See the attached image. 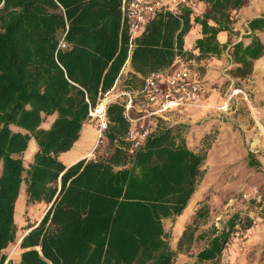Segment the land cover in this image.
Listing matches in <instances>:
<instances>
[{
  "label": "trees",
  "instance_id": "16d2710c",
  "mask_svg": "<svg viewBox=\"0 0 264 264\" xmlns=\"http://www.w3.org/2000/svg\"><path fill=\"white\" fill-rule=\"evenodd\" d=\"M198 1L197 13L158 12L131 48L123 0H0V264H175L200 237L205 246L197 260L218 264L232 235L253 226L237 211L221 228L212 224L196 236L210 223L204 202L173 249L165 224L184 213L204 180L216 138L205 134L190 148L184 125L171 124L173 114L134 125L118 99L108 105L93 157L70 167L60 159L79 142L93 121L90 110L115 89L128 61L132 72L120 90L138 91L146 76L170 70L178 58L194 76V64L228 51L237 81L232 90L243 88L264 57V13L248 20L239 40L231 13L249 0ZM195 26L200 36L188 48ZM223 32L237 40L221 44ZM143 128L150 133L136 146ZM32 141L37 149L26 165ZM248 163L261 165L252 153ZM23 187L27 207L47 210L19 235ZM18 242L19 262L8 261L5 250Z\"/></svg>",
  "mask_w": 264,
  "mask_h": 264
},
{
  "label": "rangeland",
  "instance_id": "374dc122",
  "mask_svg": "<svg viewBox=\"0 0 264 264\" xmlns=\"http://www.w3.org/2000/svg\"><path fill=\"white\" fill-rule=\"evenodd\" d=\"M251 1L231 13L233 32L240 34L239 40L246 33L248 20L264 13V1L254 4ZM193 30H197L196 39L200 35V27L195 26ZM227 35L226 43L231 38L230 34ZM259 36L264 43V33H259ZM231 39L237 40L233 36ZM194 66L197 68L195 77L204 89V105L173 114L171 124L184 125L182 130L189 147L193 149L199 146L205 134L215 132L216 138L204 166V180L184 213L175 223L169 221L165 224L170 243L177 250L178 240L186 225L192 222L193 216L205 202L210 207V223L201 226L196 236L207 231L212 224L221 228L227 218L237 211L253 219L250 229L232 235L218 264H264V57L256 63L253 75L240 82L243 88L238 90H232L237 81L229 74L233 65L228 51ZM236 91L238 94L234 93ZM225 104L227 108L223 109ZM89 124L98 131L95 133L98 137L96 120ZM34 144V141L30 143L25 155L26 165L31 160ZM249 153L260 162L259 167L249 166ZM18 203L21 208L16 221L18 234L21 235L22 227L27 222L39 220L47 207L44 204L27 207L24 187ZM204 246L205 241L200 237L188 253H179L175 264H212L197 260L196 256ZM22 252L19 242L5 250L8 261L14 263L19 262Z\"/></svg>",
  "mask_w": 264,
  "mask_h": 264
},
{
  "label": "built area",
  "instance_id": "2783aa9c",
  "mask_svg": "<svg viewBox=\"0 0 264 264\" xmlns=\"http://www.w3.org/2000/svg\"><path fill=\"white\" fill-rule=\"evenodd\" d=\"M199 7L198 0H123L122 19L123 24L130 31L131 48L147 22L158 12L181 14L187 10L197 13ZM61 47H65V45L62 44ZM173 67L166 72H156L146 76L143 79L142 88L138 91L110 92L101 99L97 107L90 110L92 120H96L98 123L99 139L108 126V105L118 99L126 101V115L134 125L143 120H148L152 116L167 118L168 114L181 112L183 109L191 107H199V101L204 94L201 83L195 75H191L188 65L181 59L178 58ZM234 93L236 94L238 91ZM136 104L140 105L137 112L142 114L132 118L131 112ZM227 104L223 106V109L227 108ZM149 133V128H143L135 141V145L138 146L143 142ZM136 136V131L133 129L131 137L135 139Z\"/></svg>",
  "mask_w": 264,
  "mask_h": 264
},
{
  "label": "crops",
  "instance_id": "0c3cea01",
  "mask_svg": "<svg viewBox=\"0 0 264 264\" xmlns=\"http://www.w3.org/2000/svg\"><path fill=\"white\" fill-rule=\"evenodd\" d=\"M261 1H264V0H252L251 3L254 4V3H257V2H261ZM253 4H251V5H253ZM240 12L243 13L242 10ZM196 32H197V30H193L190 33L189 38L187 40L188 48L192 45V42H194L195 35H196L195 33ZM227 37H228L227 33L226 32H223V33H221L219 35L218 39H219V41L221 43H226ZM173 69H174V67H173ZM130 72H132V68H131L130 61H128L127 64H126V66H125V68L123 69V71L121 73V77H120L119 81L117 82L115 89L112 92H114L117 88L119 89L118 91H121L120 90L121 85H122L123 81L125 79H127L128 74ZM171 72H172V70H171ZM236 94H238V93H236ZM204 99L205 98H204V94H203L202 97H201V99H200V101H199V104L200 105L197 108L203 107V105H204L203 103L205 102ZM230 101H231V98H230ZM225 112H228V111H225ZM95 133L97 134L98 131H96L90 124H88L85 127V130H84L83 135H82L81 139L79 140V142H77L75 144V146L73 147V149L70 152L62 155L61 158H60L61 161L63 162V164L66 167H70V166L74 165L75 163H77L78 161H80L82 159H90L91 157H93V152H94V150L96 148L97 140L99 138V136L97 137L95 135ZM36 149L37 148H36V143H35L34 146H33V148H32V153L33 154L31 155V160L33 158L34 153L36 152ZM67 159H68V162H66Z\"/></svg>",
  "mask_w": 264,
  "mask_h": 264
},
{
  "label": "bare ground",
  "instance_id": "6f19581e",
  "mask_svg": "<svg viewBox=\"0 0 264 264\" xmlns=\"http://www.w3.org/2000/svg\"><path fill=\"white\" fill-rule=\"evenodd\" d=\"M195 34H196V33H195ZM190 39H191V38H190ZM193 39H194V38H193ZM94 136H95V135H94ZM22 200H23V199H22ZM22 200H21V201H22ZM20 208H21V207H20V203H19V204H18V207H17V219H18V216H19L18 214H19V212H20Z\"/></svg>",
  "mask_w": 264,
  "mask_h": 264
},
{
  "label": "water",
  "instance_id": "95a60500",
  "mask_svg": "<svg viewBox=\"0 0 264 264\" xmlns=\"http://www.w3.org/2000/svg\"><path fill=\"white\" fill-rule=\"evenodd\" d=\"M21 241V240H20Z\"/></svg>",
  "mask_w": 264,
  "mask_h": 264
}]
</instances>
